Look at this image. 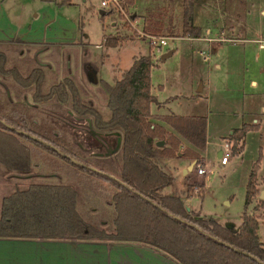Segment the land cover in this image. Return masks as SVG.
I'll return each mask as SVG.
<instances>
[{"label": "trees", "instance_id": "16d2710c", "mask_svg": "<svg viewBox=\"0 0 264 264\" xmlns=\"http://www.w3.org/2000/svg\"><path fill=\"white\" fill-rule=\"evenodd\" d=\"M188 6L193 7V0L185 2ZM192 17V12L185 13L182 37L201 35ZM122 40L107 35L105 45L116 46ZM44 46L16 38L0 40V79L12 97L15 91L23 96L19 101L11 100L0 84V120L32 135L18 133L0 121V163L28 179L41 180L30 181L26 188L5 197L0 239L129 242L153 248L177 264H264L259 217L247 212L258 194L260 159L249 176L246 212L238 228L188 209L181 195L164 193L173 177L159 160L179 156L201 160L200 152L207 146V118L157 117L199 151L182 148L174 132L153 121L152 105L158 102L152 93L153 45L150 54L142 56L139 64L126 70L113 85L103 81L106 108L85 98L71 79L49 83L45 67L35 60L33 64L19 60L25 52ZM25 96L38 107L30 106ZM68 109L89 121L100 134L120 131L119 151L109 157L97 156L72 132L53 128L52 122L43 125L47 112L52 118L54 113L63 117ZM257 129L256 125L235 129L233 150L238 152V142L248 131ZM158 140L165 145H156ZM34 169L39 173L33 175ZM46 178L49 181L44 182Z\"/></svg>", "mask_w": 264, "mask_h": 264}, {"label": "rangeland", "instance_id": "374dc122", "mask_svg": "<svg viewBox=\"0 0 264 264\" xmlns=\"http://www.w3.org/2000/svg\"><path fill=\"white\" fill-rule=\"evenodd\" d=\"M64 1L0 0V40L16 38L44 45H62V51L61 47H58L54 53L49 51L40 55V61L45 60L51 66V68L45 67L44 69L48 82L55 84L63 77H71L82 95L101 108H106L108 99L103 81L113 85L126 70L135 64H139L142 56L149 55L151 45H154L151 36L166 37L168 41V46L162 51L154 49L153 64L155 65L151 71L152 93H156L161 98L172 94L173 87L171 85L174 82L171 76L178 69L181 72L182 67H184V72H187L185 63L188 55L192 59L194 50L206 51L209 45L208 42L201 43L203 48L194 49L191 46L193 42L181 36L184 29L185 13L192 12L193 22L195 25L201 26L203 31L210 27L217 33V30L222 26L244 25L247 20V10L252 9V3L256 9L264 7V0H193L192 8L190 6L185 7V2L189 3V0H135L134 4H130L126 0H119L121 7L123 6L122 8L127 14L131 17L135 14L133 19L129 21L124 13H121L120 5L105 10L101 7V0H68L70 4H65ZM101 10H105L107 13L102 15ZM262 16L263 14L255 11L254 14L251 13L249 22L255 24L263 18ZM240 30L241 28L236 29L234 34L239 35ZM107 35L119 37V39L121 37L123 40L119 45L108 47L105 45ZM225 47H227V55L233 59L231 71L233 73L245 71L244 61H237L243 56L242 44L230 43ZM176 48L177 52L167 60L164 61L161 58L164 53ZM36 51V49H32L30 52H25V55L23 54L19 60L22 63L33 64V56ZM85 52L87 53L84 54ZM68 55L69 59L67 58ZM200 58V56L194 57L196 66L192 72L195 76L204 77L208 74V62H204ZM210 58L211 62L223 58L222 50L211 49ZM90 67L95 69L97 83L94 76L90 75ZM189 74L191 75V71ZM198 83V80L187 83L191 86V92H196L200 88V83L199 85ZM14 94L15 99L21 100L23 98L16 91ZM28 100L31 102L30 98ZM215 100L217 103L216 107L213 108L212 125L210 124L211 137L214 136L213 132L225 135L233 126L230 124L232 113L225 111V109L227 110L225 108L227 101H224L225 94H218ZM183 105L194 107L190 103ZM199 108L200 106L195 110L197 111ZM200 110L199 112H202L203 109L200 108ZM74 135L80 143L95 154L109 152L114 143L111 141L109 146L103 148L101 145L91 146L88 135L80 134V131H74ZM252 137L256 136L252 135ZM262 147V142L256 138L255 140L251 139L250 149L244 160L242 162L238 160L236 163L233 160L226 167L219 165L220 159L212 155L213 161H209L211 170L206 176V194L202 198L204 186L200 179L203 178L197 177V180L202 183L199 186V196L195 195L193 185L197 180L192 181L191 179L189 187H192V192H188L185 197L188 207L199 211L201 215L214 216L218 220L229 221L228 224L238 227L242 221L241 215L245 210L246 184L250 174L251 158L255 155V162L260 159L261 165L264 158V147ZM171 171L176 179L164 189V193H179L181 195L183 189L182 171L179 167H173ZM33 172V175L39 173L37 169H34ZM17 173L20 172L7 170L0 163V216L5 197L17 189L26 188L30 181H41L37 178L28 179L23 173L17 176ZM192 174L194 175V172ZM47 181L49 178L44 180V182ZM256 189L258 194L252 199L247 211L249 210V214L254 213L259 217V232L264 242V203H260L258 179ZM228 201L231 203L227 204ZM9 241H13V243L22 242L19 239ZM52 241H54L52 243L57 244L66 243L61 242L64 240ZM78 242L85 243L87 240H77ZM23 246L27 245L23 244ZM36 247L38 253L29 252L24 248L20 249V247L2 253L0 254V264H55L50 255L43 249L41 242ZM64 247L68 248L66 244Z\"/></svg>", "mask_w": 264, "mask_h": 264}, {"label": "crops", "instance_id": "0c3cea01", "mask_svg": "<svg viewBox=\"0 0 264 264\" xmlns=\"http://www.w3.org/2000/svg\"><path fill=\"white\" fill-rule=\"evenodd\" d=\"M251 6L252 9L247 10V20L244 25L222 26L217 30V33L210 27H207L203 31L201 26L195 25L193 22L195 26H198L201 29V35L199 37H186L193 42L191 46L194 47V49L197 47L203 48L201 43L208 42L209 45L206 50L207 52H203L210 57L211 49H221L223 58L216 59L213 62H211V58L209 61H204L202 59V61L208 62V74L204 75V77L199 75L195 76L194 72H192V69L196 66L194 57L198 58L199 52L202 50H194L193 58L191 59L188 55L185 63L187 66V68H185L187 72H184V67H182L181 72L180 69H178L177 72L171 76V79L174 82L171 85V87H173L172 94H168L166 97L161 98L156 93H153L158 100L157 103L152 105V114L154 116L153 121L163 124L169 131L174 132L182 141V148L189 147L199 151V149L191 142L176 132L172 126L157 117L162 115H182L207 118V146L205 151L200 152L203 156L202 160L207 162L210 160L213 161V159H211L212 155L214 157L217 156V158L220 159L223 152V141L228 138L231 139V135L235 129H239L243 127V125H256L258 127L257 130H250L245 134L244 138L240 140L239 143L240 150L238 152L233 150V153L226 164H221L219 161V165L224 167L230 165L233 160H235V163L238 162V160L240 162L244 160L245 155L250 149L251 139L255 140L256 138V140L262 142L264 147V7L256 9L253 3ZM255 11L259 12L261 15L263 14V18L260 19L259 22L252 24L249 22V17L251 16V13L254 14ZM238 28H241L239 32L240 34L235 35L234 31ZM230 43L242 44L241 51L243 56L240 59H237V61H244L246 66L245 71L241 70L235 73L231 71V63L233 59L227 55V47H225ZM176 52L177 48L174 53ZM154 65L155 64H153V66ZM190 71L191 75L189 74ZM168 80L169 78L167 81ZM194 80L199 81L200 88H198L196 92H191V86L187 83ZM218 94H225L224 101H227L225 103V108H227V110L225 109V111L232 113L230 124L233 126H231L229 132L225 135L219 133L215 134V132H213L214 136L211 137L210 124L212 125L213 108L216 107L217 103L215 97H217ZM186 103H190L194 107L183 105ZM198 106L203 109L202 112H199L201 111L200 108L197 111L195 110ZM252 135H255L256 137L251 138ZM159 161L165 170L172 175L173 182L176 178H174L171 170L173 167L180 168L182 171L181 181L183 186L181 196L184 195L183 197L185 198L188 194L191 179L192 181L196 179L195 175L192 174L193 171H188V168L192 166L196 159L179 156L178 158H162ZM254 163L255 155L251 158L250 174L253 170ZM257 174L258 186L261 193V191L264 190V158ZM200 180L203 182L204 186V194L202 197L204 198L206 194L205 186L207 183V177ZM177 195L180 194L177 193ZM230 203L231 201L227 202V204ZM245 212L246 210H244L241 215V220ZM247 212H249V210ZM216 220L223 225L233 226L232 224H228L230 223L229 221L223 222L218 219ZM19 240H22V242L13 243V241L0 239V254L19 247L20 249L24 248L29 252L38 253L39 251H37L36 245L41 242L43 249L48 255H50L55 264H177L174 260L170 259L163 253L137 243L127 242L129 244L121 246L109 242L89 243L87 241L85 243L76 242V245H74L73 241L67 240L61 241L66 243L59 244L52 243L54 241L50 239H43V241L35 239ZM23 244H26L27 246L22 247ZM64 244H66L68 248H65Z\"/></svg>", "mask_w": 264, "mask_h": 264}, {"label": "flooded vegetation", "instance_id": "af4514ba", "mask_svg": "<svg viewBox=\"0 0 264 264\" xmlns=\"http://www.w3.org/2000/svg\"><path fill=\"white\" fill-rule=\"evenodd\" d=\"M58 47H61V51L63 50L62 48V45H59V44H52V45H45L44 47L42 48H39L37 49L36 53L34 54L33 56V59L35 61H37L41 66L43 67H49L51 68L50 64L45 61V60H41L40 61V55L41 53H44V52H49V51H52L53 53L55 51H57ZM23 53V52H22ZM37 55V56H36ZM67 58L69 59V55L67 56ZM67 64H68V61H67ZM92 67H90V75L93 77V74H92V71L93 69H91ZM95 71V69H94ZM71 79L75 84L76 82L71 78V77H63L59 80V82H62L64 81L65 79ZM58 82V83H59ZM0 84L5 88V90L7 91L8 93V97L11 99V100H14L13 98L15 97H12L11 95V91L7 88V84L5 82H3L1 79H0ZM57 84V83H55ZM80 90V89H79ZM81 92V91H80ZM18 93V92H17ZM82 93V92H81ZM25 100L27 101V103L30 105V106H35V107H38L37 104H34L32 102H30L28 100V98L25 96L24 97ZM18 100V99H17ZM19 101V100H18ZM32 101V100H31ZM51 112H47V115H45L44 117V126H49L51 124H49L50 122H52V127L55 128V127H58L59 130H66V131H69V132H72L74 134V131H80V134L83 133L84 135H88L90 138L88 139L89 140V143H91V146L94 145V146H102V148L105 146L104 142H103V137H102V134L94 131V129L91 127V124L89 121L87 122H84L82 119H84L83 117L81 116H78L76 114H73V112L68 109V113L66 114H63L64 116H57L55 113L53 114V118L51 117ZM5 126H7L8 128H11V129H15L18 133H24L26 135H29V136H32L30 135L29 132H25L17 127H15L13 124H10V123H7L6 120H0ZM55 134H57L56 131H54ZM77 139V138H76ZM88 142V141H87ZM113 142V141H112ZM114 145V143L112 144ZM87 148V147H86ZM92 152V151H91ZM93 153V152H92ZM95 154V153H94ZM17 176L20 175L19 173L16 174Z\"/></svg>", "mask_w": 264, "mask_h": 264}, {"label": "built area", "instance_id": "2783aa9c", "mask_svg": "<svg viewBox=\"0 0 264 264\" xmlns=\"http://www.w3.org/2000/svg\"><path fill=\"white\" fill-rule=\"evenodd\" d=\"M117 5H120V10H121V13L123 12L124 13V16L127 17L129 21H131V19H133V17H131L129 14H127L125 12V10L121 7V4L119 2V0H101V7L103 9H108V8H112V7H115ZM129 15V16H128ZM133 23V22H132ZM152 39H153V46L155 49H158V51H162L164 48H166L168 46V41H167V38L166 37H155V36H151ZM199 56L201 57V59H203L204 61H209L210 60V57L208 55H206L203 51H200L199 52ZM223 152H222V156L220 157V161H221V164H226L230 158V156L232 155L233 153V147L235 145V141H233L232 139L228 138V139H225L223 141ZM239 147V145H238ZM211 170V166L209 164V161H205V160H196L195 163H194V167H193V172H194V175L196 177V180H197V177H202V178H205L209 172ZM202 183H200V181H196V183H194V187H195V195L196 196H199V186L201 185Z\"/></svg>", "mask_w": 264, "mask_h": 264}, {"label": "water", "instance_id": "95a60500", "mask_svg": "<svg viewBox=\"0 0 264 264\" xmlns=\"http://www.w3.org/2000/svg\"><path fill=\"white\" fill-rule=\"evenodd\" d=\"M100 12H101L102 15L107 13L105 10H101ZM174 52H175V49H171V50L167 51L166 53H164L161 58L165 61L167 58L172 56ZM91 71H92V74H93V76L95 78V82L97 83L98 79H97L96 73H95L94 70H91ZM102 137H103V142H104L106 147L110 145L111 141L114 142V145L110 148L109 152L95 154V155L100 156V157H109V156H111V155H113V154H115V153H117L119 151V149L121 147V144H122V133L120 131H113V132L105 133V134H102ZM156 145L164 146L165 142L158 140V141H156ZM194 163L192 164L191 167L188 168V171H192L193 170ZM260 199H264V190H262L261 193H260ZM188 209H190V208L188 207ZM226 226L230 227V225H226ZM40 240L43 241V239H40ZM73 242L75 243V242H77V240H74ZM112 244L123 246V245H127L129 243H127V242H117V243H112Z\"/></svg>", "mask_w": 264, "mask_h": 264}]
</instances>
